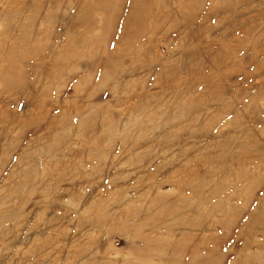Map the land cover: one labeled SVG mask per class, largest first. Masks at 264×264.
<instances>
[{
    "label": "rangeland",
    "instance_id": "rangeland-1",
    "mask_svg": "<svg viewBox=\"0 0 264 264\" xmlns=\"http://www.w3.org/2000/svg\"><path fill=\"white\" fill-rule=\"evenodd\" d=\"M0 264H264V0H0Z\"/></svg>",
    "mask_w": 264,
    "mask_h": 264
},
{
    "label": "bare ground",
    "instance_id": "bare-ground-1",
    "mask_svg": "<svg viewBox=\"0 0 264 264\" xmlns=\"http://www.w3.org/2000/svg\"><path fill=\"white\" fill-rule=\"evenodd\" d=\"M142 50V48L141 49H139V52ZM170 83H172V80H170L169 78H166L165 79V82H164V84H162V85H170ZM125 85V84H124ZM163 87V86H162ZM161 87V88H162ZM13 121H15V120H13ZM255 123V122H254ZM252 127V126H251ZM121 136H123V132L121 133ZM146 162V161H145ZM143 165H142V168L144 167V165L146 164V163H143V162H141ZM147 163H149V162H147ZM219 175V174H218ZM176 176V175H175ZM163 178V177H162ZM241 185V184H240ZM143 187V186H142ZM184 188H186V187H184ZM178 191V190H177ZM184 198H185V196H184ZM152 201V200H151ZM158 202V201H157ZM159 204V203H158ZM160 205V204H159ZM209 218V217H208Z\"/></svg>",
    "mask_w": 264,
    "mask_h": 264
}]
</instances>
